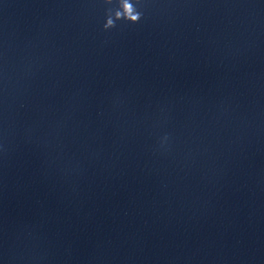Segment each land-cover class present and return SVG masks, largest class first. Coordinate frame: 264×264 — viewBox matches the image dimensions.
Segmentation results:
<instances>
[{
    "label": "clouds",
    "instance_id": "1",
    "mask_svg": "<svg viewBox=\"0 0 264 264\" xmlns=\"http://www.w3.org/2000/svg\"><path fill=\"white\" fill-rule=\"evenodd\" d=\"M111 0H105V3H110ZM142 13L137 10L131 0H124L122 4V10L115 12L114 17L107 14L106 21L103 25L105 31L114 28L115 22L118 20H124L129 23L135 24L141 20Z\"/></svg>",
    "mask_w": 264,
    "mask_h": 264
}]
</instances>
